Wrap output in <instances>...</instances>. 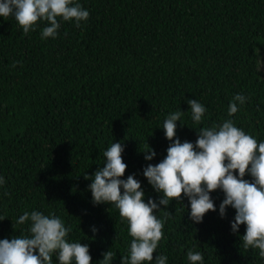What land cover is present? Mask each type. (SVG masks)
I'll return each mask as SVG.
<instances>
[{"label": "trees", "instance_id": "trees-1", "mask_svg": "<svg viewBox=\"0 0 264 264\" xmlns=\"http://www.w3.org/2000/svg\"><path fill=\"white\" fill-rule=\"evenodd\" d=\"M73 2L89 18L77 27L58 17L55 38H41L46 21L24 34L14 16L0 17V239L29 235L30 221L17 223L25 211L54 214L71 229L69 242L88 245L91 264L109 250L112 264H121L132 240L128 222L115 204L93 203L85 175L103 167V153L120 142L122 179L135 174L144 202L158 200L162 193L143 169L166 157L163 123L180 110L182 143L228 119L264 142V0ZM237 94L247 99L229 116ZM189 99L206 108L199 123ZM149 146L156 156L146 161ZM210 195L216 211L201 223L190 219L187 197L160 206L163 237L154 259L191 264L192 250L202 253V264H264L259 249L243 246L246 226L232 232L235 210L229 206L221 218L223 191Z\"/></svg>", "mask_w": 264, "mask_h": 264}, {"label": "clouds", "instance_id": "clouds-1", "mask_svg": "<svg viewBox=\"0 0 264 264\" xmlns=\"http://www.w3.org/2000/svg\"><path fill=\"white\" fill-rule=\"evenodd\" d=\"M89 12L73 0H0V17L14 16L24 34L35 30L38 21H46L41 38H55L60 28L58 17L64 21H75L79 27L87 21ZM15 66V65H14ZM246 97L237 94L229 104L228 115L238 111V105ZM191 118L199 123L206 108L195 99L187 101ZM184 112L168 115L163 123L166 138L171 142L166 157L158 164H148L143 175L149 184L162 196L158 200L144 202V191L135 174L124 176L127 164L120 142H113L103 153L106 163L91 176L89 190L93 203L115 204L119 215L129 225L132 237L128 256H122L121 264H166L167 256L153 254L163 237L164 222L155 212L168 208L173 199L187 197L190 203V219L201 223L209 211H216L210 193L222 190L225 199L219 206L221 218L230 206L235 210L231 230L238 233L241 225L246 226L242 236L245 249H259L264 258V142L246 134L236 127L231 119L212 127L201 128L195 143L181 142L176 138L177 121ZM145 160L151 161L156 153L148 147ZM238 173V174H237ZM250 175L251 181L244 179ZM4 179L0 177V184ZM123 190V191H122ZM30 221L29 235L0 239V264H53V255L59 264H91L88 245L69 242L70 228H66L60 217L44 215L39 211H25L18 224ZM93 233L97 231L92 228ZM115 254L109 250L103 253L100 264H112ZM187 259L191 264H202L203 255L189 250Z\"/></svg>", "mask_w": 264, "mask_h": 264}]
</instances>
